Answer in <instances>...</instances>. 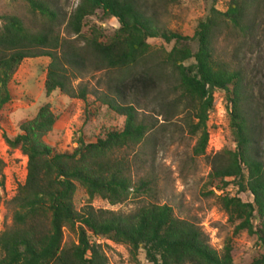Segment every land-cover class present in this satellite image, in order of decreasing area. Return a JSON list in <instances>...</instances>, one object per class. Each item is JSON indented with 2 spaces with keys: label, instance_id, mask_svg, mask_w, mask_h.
I'll return each instance as SVG.
<instances>
[{
  "label": "trees",
  "instance_id": "1",
  "mask_svg": "<svg viewBox=\"0 0 264 264\" xmlns=\"http://www.w3.org/2000/svg\"><path fill=\"white\" fill-rule=\"evenodd\" d=\"M22 1L42 23L31 29L15 15H0V108L10 99L7 83L20 61L44 56L48 59L42 82L45 97L58 91L85 101L86 86L72 81L89 71L116 72L114 84L98 101L122 116L123 123L119 131L106 130L89 143L77 133L70 152H56L42 140L56 120L45 102L33 117L18 124L19 133L2 136L7 148L18 150L26 163L23 182L6 201L11 223L0 231V264H106L99 244L88 234L125 245L133 259L140 248L150 264H232L229 244L217 253L196 224L176 217L164 203L146 200L156 191V179L148 171L155 129L163 133L178 118V130L194 139L191 154L204 155L215 90L224 92L235 147L209 157L207 177L218 190L232 182L237 193L251 195V202L236 194L217 199L233 223V234L245 231L264 240V162L257 152L254 125L259 110L252 107L241 70L214 49L221 33L249 29L248 0H228L224 11L211 6L190 36L158 28L134 0H79L66 17L43 1ZM96 10L115 19L118 28L113 35L105 37L95 27L82 31L84 18ZM148 38L172 46L153 47ZM188 42H195V51ZM188 59L193 62L184 64ZM120 82L136 92L133 100L127 102L120 95ZM151 101L161 122L148 109ZM261 102L264 107V99ZM3 166L0 159V186ZM74 183L87 196L79 209L72 202ZM94 197L109 205L130 199L139 204L132 211L119 212L94 208L90 203ZM255 215L260 219L257 229L251 223ZM62 228L72 231L76 241L63 246ZM261 243L263 252L249 264H264Z\"/></svg>",
  "mask_w": 264,
  "mask_h": 264
},
{
  "label": "rangeland",
  "instance_id": "2",
  "mask_svg": "<svg viewBox=\"0 0 264 264\" xmlns=\"http://www.w3.org/2000/svg\"><path fill=\"white\" fill-rule=\"evenodd\" d=\"M40 1L66 17L79 0ZM134 1L151 15L158 28L190 36L198 20L207 14L211 6L224 11L228 0ZM248 1L249 29L243 33H221L215 41L214 49L217 56L241 70L245 91L254 102L252 107H258L254 122L258 130L256 147L259 159L264 162V107L261 102L264 99V0ZM0 15H15L31 29L38 28L42 23V18L36 12H31L22 0H0ZM90 27L98 28L102 35L109 37L115 33L118 24L114 18L103 17L101 12L96 10L84 18L82 31L86 33ZM146 42L165 50L172 46V42L164 43L160 38H148ZM188 45L195 51V42H188ZM192 62V59H188L184 64ZM47 63L48 59L44 56L23 58L7 83L10 99L0 108V159L4 164L0 186V231L11 223V211L6 201L13 195L16 185L23 182L26 163L25 156L18 150L7 148L2 139L3 135L13 137L19 133L18 124L33 117L37 108L45 102L50 104L56 120L42 140L56 152H70L76 145L77 133L84 143H89L101 137L106 130L119 131L122 127L123 117L116 115L98 101V96L108 93L109 87L114 84L118 77L116 72L89 71L72 81L73 85L86 86L85 101L66 97L58 91H53L45 97L42 82ZM117 85L118 92L125 101L129 102L136 97V92L132 91L126 82ZM212 97V107L208 111L206 122L208 140L204 155L191 154L194 139L178 130V118H173L174 125L167 127L163 133L159 132L158 128L155 129V147L148 171L156 179V191L152 198L146 200L164 203L172 208L176 217L196 224L206 235L208 245L217 253L221 252L225 244H229L232 264H249L263 252L261 242L264 240L259 241L255 235H249L245 231L233 234V223L227 220L217 197L236 194L244 202H251L252 197L247 191L237 193L232 182L224 189L218 190L214 188L215 182L207 177L210 169L209 157L218 151L233 150L235 147L228 127L224 92L215 90ZM148 109H152L150 113L157 119V123L161 122L160 116L155 115V101L149 103ZM74 184L72 202L74 207L79 209L86 202L87 196L81 186ZM90 203L94 208L119 212L132 211L139 204L136 199H130L109 205L99 197H94ZM251 223L253 229H257L260 219L255 215ZM88 237L90 241L99 244L106 264H150L140 248L133 259L123 244L90 234ZM75 241V234L67 228H62L61 244L66 246Z\"/></svg>",
  "mask_w": 264,
  "mask_h": 264
}]
</instances>
